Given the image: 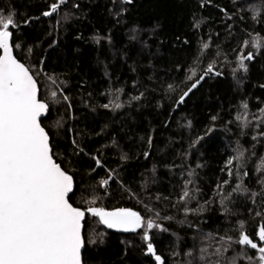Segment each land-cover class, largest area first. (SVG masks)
<instances>
[{
  "label": "trees",
  "instance_id": "obj_1",
  "mask_svg": "<svg viewBox=\"0 0 264 264\" xmlns=\"http://www.w3.org/2000/svg\"><path fill=\"white\" fill-rule=\"evenodd\" d=\"M55 3L0 0V15L49 104L70 200L160 225L122 233L87 214L84 264H258L238 240L243 223L264 247V0H65L44 15Z\"/></svg>",
  "mask_w": 264,
  "mask_h": 264
},
{
  "label": "snow or ice",
  "instance_id": "obj_2",
  "mask_svg": "<svg viewBox=\"0 0 264 264\" xmlns=\"http://www.w3.org/2000/svg\"><path fill=\"white\" fill-rule=\"evenodd\" d=\"M64 2L52 4L51 11L44 15L57 12ZM10 27H16L14 14L0 15V49L3 50L0 55V264H82L86 214L99 217L108 228L125 231L159 228L152 219L145 220L131 209L108 211L94 206L82 209L69 202L73 177L53 158L48 132L41 125L48 104L39 98L37 80L30 69L13 55ZM252 46L259 49L264 41L257 38ZM203 47L206 49L208 45ZM250 59L251 53L247 56L241 53L240 68L246 70L245 60ZM212 71L210 64L205 75ZM107 183L102 181L104 185ZM183 195L187 197L189 193L185 191ZM240 228L238 243L258 249L261 254L258 264H264V247L243 231V223ZM258 235L264 241V225ZM143 239L148 242V252L155 254L147 231ZM155 259L164 264L159 255Z\"/></svg>",
  "mask_w": 264,
  "mask_h": 264
},
{
  "label": "water",
  "instance_id": "obj_3",
  "mask_svg": "<svg viewBox=\"0 0 264 264\" xmlns=\"http://www.w3.org/2000/svg\"><path fill=\"white\" fill-rule=\"evenodd\" d=\"M11 31V30H10ZM11 43L13 44V33H12V39H11ZM1 50V54L0 55H3V50L2 49H0ZM13 55L16 57V59L18 60V61H20L21 63H23L26 67H28L23 61H21L20 59H18L17 58V56L15 55V50H14V46H13ZM29 68V67H28ZM31 71V70H30ZM31 73H32V71H31ZM32 75L34 76V74L32 73ZM35 77V76H34ZM35 79H36V77H35ZM37 80V79H36ZM197 81H199V83H196ZM196 82H194V83H196V87L195 88H193L192 87V85L194 84H192L191 86H190V88L189 89H191V91H189V89L185 92V93H187V95H185V93L183 94V100L185 99V98H187L189 95H190V93L192 92V91H194V90H196L197 88H198V86L202 83V79H200V80H197ZM37 85H38V89H39V98L41 99V97H40V86H39V83H38V81H37ZM42 100V99H41ZM183 100H181V98H180V101H183ZM44 101V100H43ZM44 102H46V101H44ZM47 103V102H46ZM48 104V103H47ZM49 110H50V107H49V104H48V110H47V112L41 117V125L43 126V124H42V119H44L45 117H47V115H48V113H49ZM44 127V126H43ZM45 128V127H44ZM45 130L47 131V129L45 128ZM48 132V131H47ZM48 135H49V142H50V145H51V148H52V153H53V147H52V144H51V136H50V134H49V132H48ZM53 158L55 159V161L58 163V164H60V166L63 168V166L61 165V163H59L57 160H56V158L54 157V155H53ZM64 169V168H63ZM65 170V169H64ZM66 171V170H65ZM67 172V171H66ZM69 173V172H68ZM70 175H72L71 173H69ZM72 177H73V181H74V189H73V192H74V190H75V187H76V182H75V179H74V176L72 175ZM72 192V193H73ZM72 193H70L69 194V202L70 203H72L71 202V200H70V196H71V194ZM73 204V203H72ZM73 206H75L74 204H73ZM75 207H77V206H75ZM81 208V207H80ZM83 209V208H82ZM116 210V209H115ZM108 211H112V210H108ZM132 211H134V210H132ZM134 212H136V211H134ZM86 218H87V214H86V216H85V220H86ZM99 218V217H98ZM105 225V224H104ZM106 227H107V225H105ZM84 229H85V227H84ZM109 229H111V230H114V231H117V232H122V233H131V232H133V231H125V230H123V229H116V228H109ZM137 230V229H136ZM83 234H84V232H83ZM85 239V238H84ZM84 250H85V244H84V247H83V249H82V253H81V255H82V264H84V259H83V252H84Z\"/></svg>",
  "mask_w": 264,
  "mask_h": 264
}]
</instances>
